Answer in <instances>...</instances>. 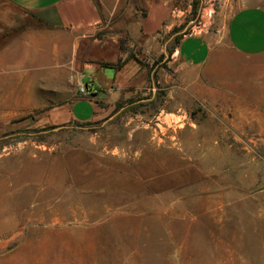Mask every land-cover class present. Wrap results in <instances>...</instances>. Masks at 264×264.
<instances>
[{"label":"rangeland","instance_id":"obj_1","mask_svg":"<svg viewBox=\"0 0 264 264\" xmlns=\"http://www.w3.org/2000/svg\"><path fill=\"white\" fill-rule=\"evenodd\" d=\"M154 2L155 50L145 40L138 57L147 75L106 117L63 125L50 108L83 95L71 36H29L11 8L13 39L0 47V264H264V53L227 46L199 68L173 54L185 35L225 41L231 14L264 0ZM31 38L43 47L26 54Z\"/></svg>","mask_w":264,"mask_h":264},{"label":"crops","instance_id":"obj_2","mask_svg":"<svg viewBox=\"0 0 264 264\" xmlns=\"http://www.w3.org/2000/svg\"><path fill=\"white\" fill-rule=\"evenodd\" d=\"M143 1L140 4V0H0L3 41L0 47L11 46L13 39L15 21L11 8L24 18L21 23L28 25L25 30L29 36L38 38L43 32L64 29L71 36V60L79 82L89 83L97 90L51 107L48 119L52 124L90 123L106 117L122 90L134 89L135 81L147 75L148 70L141 67L138 60L139 48L147 40L148 51L151 48L154 52L156 29L162 21L157 19L154 0ZM122 16L126 17L125 21L121 20ZM225 32L226 40L216 41L217 44L208 35H185L173 54L191 68L214 61V53L222 49L225 53L227 46L249 57L263 54L264 8L258 5L238 8L231 14ZM119 33H128L130 45L121 47ZM38 40L31 38L26 42V54L43 47ZM59 46L57 40H51L50 48L54 53L59 51ZM199 79L187 77L190 81ZM6 182V175H0V194L7 193ZM3 201L1 197V206Z\"/></svg>","mask_w":264,"mask_h":264},{"label":"built area","instance_id":"obj_3","mask_svg":"<svg viewBox=\"0 0 264 264\" xmlns=\"http://www.w3.org/2000/svg\"><path fill=\"white\" fill-rule=\"evenodd\" d=\"M78 90H79V93L85 95V94H90V93H93L95 92V88L90 85L89 83H86V84H80L78 86Z\"/></svg>","mask_w":264,"mask_h":264}]
</instances>
